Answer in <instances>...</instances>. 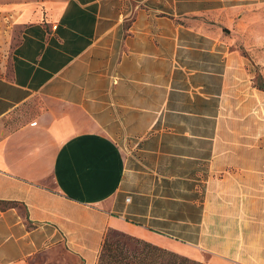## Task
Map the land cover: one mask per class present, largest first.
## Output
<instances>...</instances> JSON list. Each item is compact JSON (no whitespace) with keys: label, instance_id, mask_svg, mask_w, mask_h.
Here are the masks:
<instances>
[{"label":"crops","instance_id":"obj_1","mask_svg":"<svg viewBox=\"0 0 264 264\" xmlns=\"http://www.w3.org/2000/svg\"><path fill=\"white\" fill-rule=\"evenodd\" d=\"M263 8L0 0V264H264Z\"/></svg>","mask_w":264,"mask_h":264},{"label":"trees","instance_id":"obj_2","mask_svg":"<svg viewBox=\"0 0 264 264\" xmlns=\"http://www.w3.org/2000/svg\"><path fill=\"white\" fill-rule=\"evenodd\" d=\"M134 244L136 247H132ZM98 264H203L125 234L109 231Z\"/></svg>","mask_w":264,"mask_h":264},{"label":"rangeland","instance_id":"obj_3","mask_svg":"<svg viewBox=\"0 0 264 264\" xmlns=\"http://www.w3.org/2000/svg\"><path fill=\"white\" fill-rule=\"evenodd\" d=\"M260 12L261 13H260V17L258 19V24H262V26H263V30L261 32V37L263 39V43L260 46L261 47L260 48V53H261V56L264 57V8L261 9ZM14 42L15 41H13V39H11L10 42L7 44L6 48L5 47H1L0 48V54H1V57L3 59H5V57L7 56V54L10 53L11 49L14 46ZM261 60H262V62H264V59H261ZM255 67H256V71H255L256 72V85L260 89H262L264 91V64L263 65H258V66L256 65ZM132 247H136V246L134 244H132Z\"/></svg>","mask_w":264,"mask_h":264}]
</instances>
